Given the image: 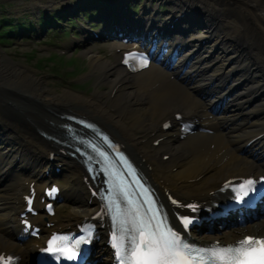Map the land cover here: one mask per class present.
I'll list each match as a JSON object with an SVG mask.
<instances>
[{"label":"bare ground","instance_id":"obj_1","mask_svg":"<svg viewBox=\"0 0 264 264\" xmlns=\"http://www.w3.org/2000/svg\"><path fill=\"white\" fill-rule=\"evenodd\" d=\"M35 1L50 2L32 0ZM80 1L81 5L84 0ZM170 2L178 9L174 15L188 14V20L193 21L192 30L198 25L204 27H200L203 33L192 31L191 37L185 39L187 53H193L192 60L186 68L183 64L170 71L159 67L143 70L134 75L132 83L120 87L111 104L107 100L101 101L95 94L87 96L67 88L49 86L43 78L0 56V252L21 251L23 257L26 254L22 264H35L36 245L33 241L17 240L13 218H17L22 206L18 193L24 190V180L30 182V179L45 174L50 166L47 140L41 132L54 131L59 121L49 112L51 108L71 109L96 122H104L137 154L158 190L170 189L185 202L192 200L189 198L198 199L195 195L201 196L200 191L214 187L227 176L250 171L264 174V153L261 150L253 153L252 149L242 152L240 144L241 138L264 132V0ZM217 12L221 14L217 16ZM202 39H205L203 44ZM120 56L115 54L113 60L91 56L93 69L106 74L105 82L111 86L110 90L116 82L125 79L119 64ZM236 69L239 72L228 78ZM218 72L221 73L218 79L225 83L241 85L237 94L232 95L233 99L224 98L217 88L206 91L198 88L206 75ZM256 96L260 97L254 99ZM107 98L110 99L109 95ZM202 99L208 104L206 113L201 112L199 101ZM9 101L24 110L27 119L13 106L5 105ZM212 108L220 109L217 122L202 118L199 127L184 140L179 138L181 132L176 131V125L162 129L163 121L174 112L180 111L184 115L201 112L204 116L212 112ZM128 109L130 113L126 115ZM254 114L256 116L252 117ZM159 138L162 139L159 145L154 146V141ZM165 154L172 155L166 163L163 160ZM17 160L19 169L26 171L7 175L8 168ZM74 162L73 159L64 160L65 187L61 193V198L67 201L61 207L67 209L72 204V208L64 214L47 217L54 228H72L98 209L96 200L90 197L82 183L80 167ZM155 163L162 169L153 171ZM173 167L177 169L172 171ZM214 198L215 195L209 197ZM235 228L225 229L217 236L204 234L199 238L229 242L235 240L241 230L250 228L264 232V218ZM99 229L93 258L104 251L106 231ZM103 263L105 257L99 260V264Z\"/></svg>","mask_w":264,"mask_h":264},{"label":"snow or ice","instance_id":"obj_2","mask_svg":"<svg viewBox=\"0 0 264 264\" xmlns=\"http://www.w3.org/2000/svg\"><path fill=\"white\" fill-rule=\"evenodd\" d=\"M129 55L138 60L142 67L147 66L146 58L138 57L136 54ZM124 63H129L127 57ZM165 126L167 127V125ZM254 183V180L248 179L243 181L239 188L244 190V195H247L251 189L246 186H251ZM121 190L127 197L128 193L123 181H121ZM143 194L149 195L146 189ZM129 203L134 202L130 200ZM145 203L149 205L147 212L151 215L145 220L140 215L139 210H136V216L131 222L132 233L129 237L127 250L124 244L126 229L123 227L127 222L121 221L122 230L119 237L113 232V246L117 249L116 255L120 258V264H264V239L257 240L247 237L238 242L237 246L192 249L183 244L179 235L168 228L163 219L159 218V209L154 206V201L147 199ZM113 205L116 215L119 216L120 205L110 198L109 210H112ZM182 223L187 227L191 221L188 218H182ZM55 239L49 241V247L45 251L61 253L66 259L75 260L76 253L71 248L54 247ZM83 239L82 237L81 240ZM79 242L77 241V243ZM59 258L57 256V259ZM0 264H12V258L9 257L5 260L4 257L0 256Z\"/></svg>","mask_w":264,"mask_h":264},{"label":"rangeland","instance_id":"obj_3","mask_svg":"<svg viewBox=\"0 0 264 264\" xmlns=\"http://www.w3.org/2000/svg\"><path fill=\"white\" fill-rule=\"evenodd\" d=\"M30 2H32V0H0V27H4L6 24H8L7 22H11V19H14V21L21 20L20 22H21V25L23 26L25 22L22 20H24L25 18H20V17H24V16L27 17L28 15H33L34 17L31 19L27 18L29 22L33 21L34 23H37L38 18L43 13H45L46 15L55 13L56 9H54V7L58 6V4H55V2H53L51 3V7H50L51 11H46L45 8L41 9L36 4H34V7L36 9H31V8L28 9ZM164 5H165L164 12L167 13L170 9V6H168L166 2ZM6 20L7 22H5ZM22 30L23 28H20L19 32H21ZM6 48L7 47L5 44H0V56H2L6 62L13 64L15 66H18L22 69H28L31 73L35 74L37 77H42L43 79H45L49 86H52L57 89L67 88L69 90H72L74 92L84 94L87 96L93 95V92L95 91L93 86L95 85L97 75L94 77V79L91 82H89L85 86L71 85L70 81L65 77H59L58 74L57 75L51 74V77H50V76H46L44 72V71L49 72L51 68H53V66H58V68H60L61 66L60 62L50 63L49 67H46V66L43 67V68H46L47 70L42 71L40 65H42L44 61L47 60L45 55H41V56L38 55V59L34 60L33 58L30 57L31 50H29L30 48H28V49H20L19 56H9L7 54ZM86 50H88L87 56L82 55L81 53ZM99 52H101L102 56L105 57L106 59H114V56H113L114 52L111 46L106 45L104 47H99L98 45H89L86 48L79 49L75 53L77 55L82 56L77 60L78 65H80V69L85 70L86 67L89 68V62H90L91 55H99ZM102 87L105 88L106 86L103 85ZM62 202H67V201L62 200ZM71 208H72V205L68 209L61 208L60 213L62 214L66 212L67 210H70Z\"/></svg>","mask_w":264,"mask_h":264}]
</instances>
